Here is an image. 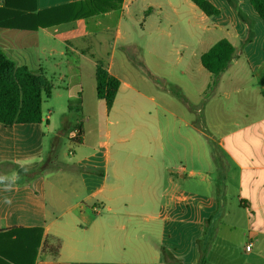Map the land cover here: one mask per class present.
I'll return each mask as SVG.
<instances>
[{
	"label": "crops",
	"instance_id": "0c3cea01",
	"mask_svg": "<svg viewBox=\"0 0 264 264\" xmlns=\"http://www.w3.org/2000/svg\"><path fill=\"white\" fill-rule=\"evenodd\" d=\"M83 1L70 13L84 16L54 28H0V49L18 66L46 77L43 70L66 65L70 81L79 87L74 97L79 104L69 109L77 110L84 104L83 69L91 64L94 74L97 61L106 57V69L121 82L108 110L112 128H99L92 146L77 124L74 129L82 130L78 145L89 154L65 162L54 152L68 131L67 121L65 131L52 134L48 155L45 137L52 114L43 112L40 124L0 123V177L5 181L0 185V231L42 228L35 264H264V29L259 21L249 14L252 29L237 24V12L231 11L233 24L225 39L235 47L234 59L218 76L204 73L201 55L209 46L194 75L204 76L205 83L192 85L191 98L180 87L185 102L175 109L171 87L164 86L166 75L154 72V81L136 74L118 49L127 34L124 18H131L136 6L142 7L146 27L154 19L147 30L152 33L163 20L178 23L186 16L180 0H36V8ZM181 1L189 14L208 20L192 0ZM208 1L220 9L215 0ZM164 7L172 13L163 12ZM204 37L197 43H205ZM161 60L154 69L170 66ZM142 63L150 74L153 66ZM68 135L74 141V133ZM62 168L65 172H58ZM34 170L40 174H27ZM88 211L94 216L88 218ZM141 214L148 237L139 234L143 225L136 215ZM217 223L243 228L245 243L219 237ZM57 244L55 255L49 247Z\"/></svg>",
	"mask_w": 264,
	"mask_h": 264
},
{
	"label": "rangeland",
	"instance_id": "374dc122",
	"mask_svg": "<svg viewBox=\"0 0 264 264\" xmlns=\"http://www.w3.org/2000/svg\"><path fill=\"white\" fill-rule=\"evenodd\" d=\"M215 1L217 2V6L222 10V13L219 16H211L206 21H201L193 13L189 14V7L180 0V10L182 14L186 16L178 23L172 20H163L160 29L157 30L152 28V33H147V30L150 29L149 25L154 19H151L148 22V27H146L141 19L143 14L139 12L142 9L141 6H136L133 9L131 18H124L126 21L124 22L123 30H126L127 34L126 38L120 42L121 47L118 49L119 53H123L122 55H126L130 58L131 67L136 71V74L154 81H157L156 77L151 75L154 72L160 75H166L164 78V86L169 85V87H171L170 104L171 107L173 106L175 109H178L179 105L185 102L184 96L186 94L190 98L194 95L193 84L203 85L205 83L206 78L204 76L194 78V75L197 73V67L201 64L200 54L216 41L228 37V35H226V30H229L233 24V21L229 19L232 10L236 11V8L245 15H253L259 21L261 28L264 29L263 22L248 0ZM162 11L166 14L172 13L168 7H164ZM196 11L200 12L198 8H196ZM237 19V24H243V20L239 14H237ZM192 25H194V28ZM204 26H209L210 29L204 32ZM214 26H219L222 30L218 31L216 30L217 27ZM61 31H63V29H61ZM201 37L206 39V42L202 45L197 43L198 39ZM109 49L110 48L103 47L102 51ZM65 58H68V56ZM161 59L168 60L170 66L164 64L163 69H154L157 63L162 65L163 62ZM103 60L105 61L106 57H104ZM142 61H146L153 66V70H151L150 74H148L147 70L138 65L140 63L143 64ZM86 66L87 68H84L82 71L83 91L81 94L84 99L82 110L80 106L78 110L76 109L79 101L74 97L78 94L76 90H79V87L76 85L75 80L70 81L69 79L72 71L67 69L66 65L62 66L61 69L43 70L52 81L53 85L52 97L45 99L43 102L44 114H52L51 128L45 137V153L48 155L51 152L52 134L60 130L65 131V122L67 121L68 131L66 130L67 133L65 131V133L62 134L60 142L54 152L56 159L65 162H70L73 157H85L89 154L88 149L80 148L78 143L72 141L68 135V132H75L77 128L74 129V127L77 124H81L84 128L86 140L92 146H96L97 144L99 128L101 130L105 127L112 128L110 120L113 119L108 116V109L104 102L100 101L96 96L94 74L93 71H91L93 67H91V64H87ZM202 71L207 73L206 70ZM60 74H63V80L60 79ZM159 81L161 84L160 86H162V79ZM180 87L182 88V93H185V95L181 94ZM69 105L76 106L69 109ZM148 106L150 109L154 107L151 102H148ZM98 153L101 155L102 151L99 150ZM57 170H60V168H57ZM58 172L65 171L62 168L61 171ZM68 200L69 199H63L65 203ZM87 213H89L88 218L94 216L92 211H88ZM136 216L140 218L139 220L142 222L141 225H143V229L139 234H144V236L148 237L144 225L146 215L141 214ZM82 221L85 222L84 220ZM126 223L127 222L124 220L121 221V224L126 225ZM216 225L218 226L219 237L226 234L225 236L233 239L236 244L245 243L246 237L243 234V228L239 226L220 225L219 223ZM127 228H130V226H127ZM125 231L126 230H122L123 233ZM121 238H125L123 234H121ZM122 247H125L124 243Z\"/></svg>",
	"mask_w": 264,
	"mask_h": 264
},
{
	"label": "trees",
	"instance_id": "16d2710c",
	"mask_svg": "<svg viewBox=\"0 0 264 264\" xmlns=\"http://www.w3.org/2000/svg\"><path fill=\"white\" fill-rule=\"evenodd\" d=\"M28 1L24 4H16L12 3L13 0H0V28L35 31L54 28L85 15L70 13L76 5L84 4L85 1L43 11H37L36 0H30V4ZM248 1L264 23V0ZM192 2L209 17L219 16L221 13L220 9L208 0H192ZM235 10L243 22L252 29L253 24L250 19L238 9ZM251 37L248 38L249 41ZM234 57L235 47L229 40L223 38L201 55V63L205 70L218 76L228 68ZM94 75L97 98L104 101L107 109L110 110L121 82L108 72L104 61L101 60L97 61ZM52 88L51 81L43 73H36L26 66H18L0 49L1 124L9 127L42 123L43 102L51 98ZM261 95L264 100V91ZM79 130L82 136L81 128ZM27 174L36 176L40 171L34 170ZM1 184H5V181L0 177ZM42 238V228H12L0 231V264H35ZM49 249L56 255L59 252V244L50 246Z\"/></svg>",
	"mask_w": 264,
	"mask_h": 264
},
{
	"label": "built area",
	"instance_id": "2783aa9c",
	"mask_svg": "<svg viewBox=\"0 0 264 264\" xmlns=\"http://www.w3.org/2000/svg\"><path fill=\"white\" fill-rule=\"evenodd\" d=\"M80 130L79 129H76L75 132H74V141L78 143V141L81 139V136H80ZM72 154V153H71ZM251 249V246L250 244L246 246V250L249 251Z\"/></svg>",
	"mask_w": 264,
	"mask_h": 264
},
{
	"label": "clouds",
	"instance_id": "9594fccd",
	"mask_svg": "<svg viewBox=\"0 0 264 264\" xmlns=\"http://www.w3.org/2000/svg\"><path fill=\"white\" fill-rule=\"evenodd\" d=\"M5 203H8V204H10L11 203V200H9V199H5Z\"/></svg>",
	"mask_w": 264,
	"mask_h": 264
}]
</instances>
